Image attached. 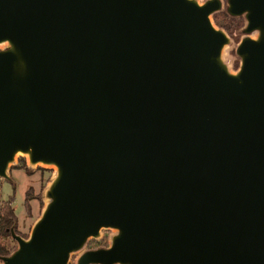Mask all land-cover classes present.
<instances>
[{"label": "water", "instance_id": "1", "mask_svg": "<svg viewBox=\"0 0 264 264\" xmlns=\"http://www.w3.org/2000/svg\"><path fill=\"white\" fill-rule=\"evenodd\" d=\"M19 159L52 175L0 264H264V0H0Z\"/></svg>", "mask_w": 264, "mask_h": 264}, {"label": "rangeland", "instance_id": "2", "mask_svg": "<svg viewBox=\"0 0 264 264\" xmlns=\"http://www.w3.org/2000/svg\"><path fill=\"white\" fill-rule=\"evenodd\" d=\"M233 20L234 22H232L230 30L227 31L229 34H232L235 30L239 29L243 25L241 19ZM214 21L218 26L223 22L226 23V20L223 17L214 19ZM237 41L238 38L235 39V42ZM230 55L232 56L233 53L230 52ZM234 64L236 67L237 62H235ZM51 175V171L43 169H38L34 172H31L26 168L25 161L19 159L18 164L10 170V177L12 179V182L0 180V209L4 205H6L7 202H9L10 200L12 201L11 206L17 217V230L20 234L26 235V237L33 222L38 218L40 214V211L42 209L41 193ZM29 190L33 191V196H39L29 202L31 207L30 214H28L25 207L26 194ZM108 237L109 233L103 232L102 239L99 241H90L87 245V249L107 247ZM5 243L9 249H14L16 246V243L11 239L6 240ZM73 259H76V257H73L72 260Z\"/></svg>", "mask_w": 264, "mask_h": 264}, {"label": "trees", "instance_id": "3", "mask_svg": "<svg viewBox=\"0 0 264 264\" xmlns=\"http://www.w3.org/2000/svg\"><path fill=\"white\" fill-rule=\"evenodd\" d=\"M219 17H223L226 20V23L223 22L219 24V26L225 29L226 31L230 30L231 24L232 22H234V20L228 18L224 13L217 14L214 17V19H218ZM32 192H33L32 190H29L26 194L25 207L28 214L31 213V207L29 202L39 197V196H33ZM11 203L12 201L10 200L9 202L6 203V205H4L0 209V257L8 255L13 250V249H9L5 243L6 240L11 239L10 228L13 226V224H16L15 230L18 234H20L17 230V217L11 207ZM20 235L26 237V235L23 234Z\"/></svg>", "mask_w": 264, "mask_h": 264}, {"label": "built area", "instance_id": "4", "mask_svg": "<svg viewBox=\"0 0 264 264\" xmlns=\"http://www.w3.org/2000/svg\"><path fill=\"white\" fill-rule=\"evenodd\" d=\"M69 264H75V259H73L72 261H70Z\"/></svg>", "mask_w": 264, "mask_h": 264}, {"label": "crops", "instance_id": "5", "mask_svg": "<svg viewBox=\"0 0 264 264\" xmlns=\"http://www.w3.org/2000/svg\"><path fill=\"white\" fill-rule=\"evenodd\" d=\"M12 207V206H11ZM13 209V208H12Z\"/></svg>", "mask_w": 264, "mask_h": 264}, {"label": "flooded vegetation", "instance_id": "6", "mask_svg": "<svg viewBox=\"0 0 264 264\" xmlns=\"http://www.w3.org/2000/svg\"><path fill=\"white\" fill-rule=\"evenodd\" d=\"M216 16V15H215Z\"/></svg>", "mask_w": 264, "mask_h": 264}]
</instances>
